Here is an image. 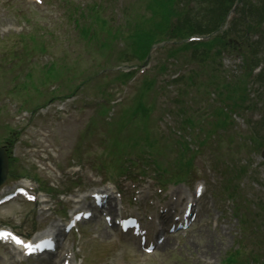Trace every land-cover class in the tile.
<instances>
[{
	"label": "rangeland",
	"instance_id": "1",
	"mask_svg": "<svg viewBox=\"0 0 264 264\" xmlns=\"http://www.w3.org/2000/svg\"><path fill=\"white\" fill-rule=\"evenodd\" d=\"M151 1L47 0L48 9L39 11L23 0H0V140L11 135L16 139L12 150L16 170L29 171L32 175L48 172L61 184L77 160L91 163L97 155L107 159L123 143L131 153L144 151L142 155L146 159H141L149 165H154L148 156L154 150L166 156V171L173 174L190 170L189 184L176 187L186 192L200 181L206 189L207 208L214 217L212 224L216 229L210 227L211 217L203 213L202 225L191 232L196 239L189 238L177 246L176 252H170V248L162 251L157 260L144 258L142 264H199L201 260L207 261L204 264H225L231 259L229 255L239 248L244 260L251 253L261 255L264 243H260L262 247L253 242L249 244L250 238L244 241L248 233L241 231L237 218L240 211L243 216L247 215L245 229L250 233L260 225L259 220L251 221L256 218L253 212L261 213L264 209V147L254 133L259 127L252 125L263 113L260 105L256 109L244 106L242 95L247 84L251 97L264 90V33H255L257 39L253 40L243 25L238 28L242 37L236 38V34L221 27L213 37H222L225 41L221 44L220 56H214L213 50L208 52L205 46L191 47L204 44L196 43L183 45L182 51L167 60L170 47L176 48L179 42H170L171 46L154 45L150 51V70L141 73L145 60L135 44V31L152 32L165 38L173 28L176 37L172 38L202 34L201 31L211 27L207 11L221 8L224 0H197L196 17L195 8L186 21L177 25L183 17L173 18L172 0L164 1L165 6L156 13ZM190 1L181 0L180 7L188 8ZM100 3L102 10L99 9L98 19L105 21L104 29L88 8L92 5L95 11ZM256 22L257 19L251 23ZM250 42L261 52L249 50ZM11 48L17 51H13L17 59L10 53ZM28 51L37 53L33 63L28 58L32 54L27 56ZM7 62L11 66L6 67ZM257 63L262 64V70L254 75L255 83H251L247 73ZM42 65H50L53 75L46 78L41 72ZM122 66L137 67L132 80L121 76ZM26 73L28 77H24ZM153 75L158 77L157 84ZM62 106L67 107L66 112L54 113ZM226 116L230 117V123L226 122ZM183 118L190 120L188 125L182 126ZM218 121L226 126L218 128ZM217 129L222 136L218 137ZM179 134L184 136L183 141L179 140ZM198 140L202 141V154L193 150L195 146L200 147ZM87 141L90 147L83 154L81 149ZM40 144L47 147L45 153L54 157L61 172L54 173L44 163L35 161L39 155H28L27 147ZM233 162L246 167L241 184H236L237 198L223 192L233 187L226 179V172L222 174L223 181L211 172L214 169L229 173ZM34 209L38 207L14 202L0 211V224L31 232L44 224ZM246 210L249 212L245 213ZM103 243L108 246L101 249L100 255L86 249L83 254L89 258L86 264H112L117 258L114 256L117 246L109 241ZM92 244L87 241L85 246ZM118 248L120 252L125 251L124 247ZM126 256L129 264L140 261L135 258V249ZM0 264H12L1 248Z\"/></svg>",
	"mask_w": 264,
	"mask_h": 264
},
{
	"label": "snow or ice",
	"instance_id": "2",
	"mask_svg": "<svg viewBox=\"0 0 264 264\" xmlns=\"http://www.w3.org/2000/svg\"><path fill=\"white\" fill-rule=\"evenodd\" d=\"M10 235V234H9ZM0 238H7V237H5L4 235H2V234H0ZM17 243H22L21 241H19L18 239H17V241H16ZM27 247L29 248V250H31V248L33 247L32 245H27Z\"/></svg>",
	"mask_w": 264,
	"mask_h": 264
}]
</instances>
